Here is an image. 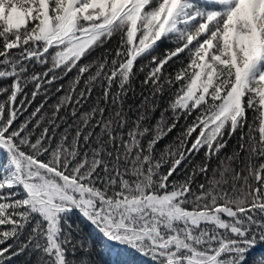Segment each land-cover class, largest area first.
<instances>
[{
  "label": "snow or ice",
  "instance_id": "snow-or-ice-1",
  "mask_svg": "<svg viewBox=\"0 0 264 264\" xmlns=\"http://www.w3.org/2000/svg\"><path fill=\"white\" fill-rule=\"evenodd\" d=\"M0 264H264V0H0Z\"/></svg>",
  "mask_w": 264,
  "mask_h": 264
},
{
  "label": "trees",
  "instance_id": "trees-1",
  "mask_svg": "<svg viewBox=\"0 0 264 264\" xmlns=\"http://www.w3.org/2000/svg\"><path fill=\"white\" fill-rule=\"evenodd\" d=\"M29 111H31V109H29Z\"/></svg>",
  "mask_w": 264,
  "mask_h": 264
}]
</instances>
